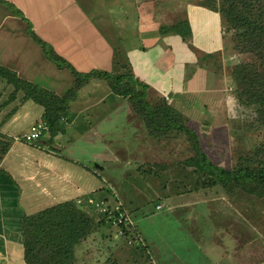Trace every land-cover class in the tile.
<instances>
[{"label":"rangeland","instance_id":"obj_1","mask_svg":"<svg viewBox=\"0 0 264 264\" xmlns=\"http://www.w3.org/2000/svg\"><path fill=\"white\" fill-rule=\"evenodd\" d=\"M190 1L192 5L186 3ZM161 2L159 6L143 5L137 13L145 14L147 19L155 9L159 12L161 8L162 14L165 11L160 21H146L153 27L184 17L189 22L192 19L194 26L199 25L195 36L199 47L192 33L191 47L187 44L184 56H193L197 63L192 67L183 59L184 83L178 89L206 91L194 108L183 111L197 114L189 118V124L210 160L232 168L242 155L264 143V127H251L252 118L234 101L232 68L250 56L235 52L221 16L202 7L201 0ZM187 9L193 17L197 15V21L195 17L189 20ZM107 36L122 54L125 37ZM74 86L72 77L55 93L64 95ZM160 87L162 94L150 87L152 100L167 94L169 97L163 98L177 105L178 95L174 99V93L170 95L173 86ZM131 104L111 93L105 81L94 79L69 102L66 121L69 118L72 124L65 125V143L52 142L48 134L44 135L53 151L57 153L58 149L64 157L92 168L97 175L94 180L100 187L107 185L114 196L115 200L106 198L107 204L122 203L133 221L128 236H122L113 225H100L96 234L76 248V264H229L227 252L245 241L256 242L259 249H264V199L242 192L226 196L220 189L195 190L197 176L193 168L182 166L193 154L186 137L172 133L162 139L153 138ZM143 170L148 173L143 174ZM100 193L93 198L100 199ZM87 211L100 214L93 208ZM133 228L140 234L131 232ZM137 246L142 250L134 249Z\"/></svg>","mask_w":264,"mask_h":264},{"label":"crops","instance_id":"obj_2","mask_svg":"<svg viewBox=\"0 0 264 264\" xmlns=\"http://www.w3.org/2000/svg\"><path fill=\"white\" fill-rule=\"evenodd\" d=\"M6 1L31 23L32 30L41 40L80 73L112 72L115 46L107 34L119 39L125 37L123 52L135 77L161 94L160 86L172 85L170 95L174 94L171 97L174 99L178 95V104L173 106L190 119L197 116L194 111L188 113L183 108H194L206 90L178 89V85L184 83L183 59L192 67L197 59L184 57L187 44L178 36L162 35L159 30L163 25L146 24L149 18L160 21L162 15L166 16L165 11L162 14L161 8L159 12L144 8L145 12L152 13L147 19L145 14L137 13L143 5H161V0ZM186 3L193 4L191 1ZM0 8V66L23 80L59 93L58 87L65 85V80L72 81L70 71L57 68L44 56L41 47L29 36L26 21L13 13L15 9H10V13L1 4ZM187 14L189 20L191 17L198 20L197 15H191L190 9ZM191 21L197 45L196 30L200 28ZM3 87L9 86L0 79V133L12 142L7 152L0 156V264H26L22 232L24 215H33L66 201L95 196L104 186L100 187L98 180H94L97 175L92 168L64 157L58 149L56 153L44 136L33 143L21 140L35 122L42 120L44 108L32 100L18 104L21 97L18 93L14 100L5 98L9 92L3 91ZM68 121L69 118L66 125ZM66 134L67 131L58 134L53 140L65 143ZM238 240L237 237V243ZM262 252L264 249H259L256 242L245 241L227 255L231 257L229 264H264Z\"/></svg>","mask_w":264,"mask_h":264},{"label":"trees","instance_id":"obj_3","mask_svg":"<svg viewBox=\"0 0 264 264\" xmlns=\"http://www.w3.org/2000/svg\"><path fill=\"white\" fill-rule=\"evenodd\" d=\"M201 1L202 7L221 16L226 31L231 34L235 52L250 56L246 62L237 63L232 68L231 76L235 82L234 101L247 111L248 118H252L251 127L260 129L264 127V0ZM0 4L8 9H15L6 0H0ZM13 13L26 21L29 36L41 47L44 56L57 68L69 70L75 81L74 89L58 95L23 80L8 68L0 66V79L5 80L9 86L2 88L9 92L5 98L14 100L18 93L21 96L18 104L32 100L42 106V120L47 127L44 135L48 134L52 142L58 134L65 132L68 105L76 97L77 91L90 81L99 79L107 83L111 93L132 103L135 115L142 120L150 136L162 139L175 133L186 137L193 154L184 160L182 166L193 168L192 173L197 176L195 190L220 189L226 196L242 192L264 199V143L242 155L232 168L216 165L203 150L198 134L189 124L190 119L165 98L152 100L153 91L135 77L125 52L121 54L115 50L112 72L95 70L80 73L34 33L31 23L18 9ZM159 31L162 35L178 36L191 47L192 31L186 17L161 26ZM1 95L0 91V97ZM11 142V139L0 133L2 155L7 152ZM142 173L147 174L148 171L143 170ZM99 191H102L101 198L105 202L108 196L114 197L107 185ZM82 200L84 202L86 199ZM116 204H121V208L125 210L122 203ZM99 215L87 211L84 203L78 204L76 200L54 205L33 215H24L22 232L25 263L76 264V248L96 234L100 225L108 224L105 216ZM137 230L133 228L130 231L136 233ZM137 234L140 233L137 231ZM128 235L129 231L125 236ZM134 249L142 250L141 246Z\"/></svg>","mask_w":264,"mask_h":264},{"label":"built area","instance_id":"obj_4","mask_svg":"<svg viewBox=\"0 0 264 264\" xmlns=\"http://www.w3.org/2000/svg\"><path fill=\"white\" fill-rule=\"evenodd\" d=\"M47 131V127L44 121L35 122L29 129V131L21 137V140L26 143H33L38 141L44 136V132ZM20 140V138H16ZM78 204H83L86 209L93 208L101 215H104L106 222L118 228V233L122 236L126 234L127 230L133 227V221L125 210L121 208V204H114L109 206L103 199H96L92 196L86 198L83 202L82 199L77 201ZM160 208V207H158Z\"/></svg>","mask_w":264,"mask_h":264}]
</instances>
